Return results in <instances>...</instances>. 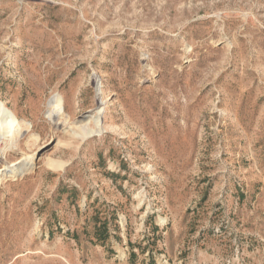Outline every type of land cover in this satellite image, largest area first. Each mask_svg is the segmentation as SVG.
Here are the masks:
<instances>
[{
  "label": "rangeland",
  "instance_id": "1",
  "mask_svg": "<svg viewBox=\"0 0 264 264\" xmlns=\"http://www.w3.org/2000/svg\"><path fill=\"white\" fill-rule=\"evenodd\" d=\"M0 102V264H264V0H0Z\"/></svg>",
  "mask_w": 264,
  "mask_h": 264
},
{
  "label": "bare ground",
  "instance_id": "2",
  "mask_svg": "<svg viewBox=\"0 0 264 264\" xmlns=\"http://www.w3.org/2000/svg\"><path fill=\"white\" fill-rule=\"evenodd\" d=\"M48 106L50 108L49 110L50 114L57 112L58 110H63L65 112L64 99L58 95L52 96V98L49 100ZM97 125H98V131L101 132L103 130L102 123L99 122L97 123ZM30 129H31V124L28 123L21 124L17 116L8 108L3 106V104L0 102V137L1 138L5 139L6 137H9L10 135H6L8 133L9 134L13 133L15 135L19 133L21 130L29 131ZM52 166L56 167L54 164H52Z\"/></svg>",
  "mask_w": 264,
  "mask_h": 264
}]
</instances>
